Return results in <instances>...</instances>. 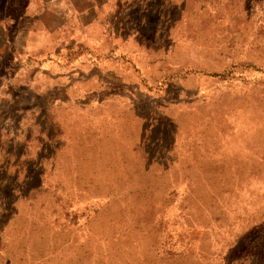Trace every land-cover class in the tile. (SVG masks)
<instances>
[{
  "label": "rangeland",
  "instance_id": "1",
  "mask_svg": "<svg viewBox=\"0 0 264 264\" xmlns=\"http://www.w3.org/2000/svg\"><path fill=\"white\" fill-rule=\"evenodd\" d=\"M6 5L26 19L27 0ZM169 20L155 43L159 63L137 53L142 59L103 61L81 53L37 66L27 59L26 31L22 44L7 48L17 55L0 75V85L17 90L14 98L0 92V126L9 135L46 131L45 103L70 98L87 76L116 92L130 84L136 114L151 115L162 135H147L131 160L121 150L117 166L104 159L97 186L84 196L73 188L81 199L61 204L59 217L17 224L10 236L2 223L12 221L1 220L0 249L18 246L0 251V264H264V0H183ZM97 31L88 33L93 51L107 39L108 48L126 47L124 37ZM141 65L162 68V89L143 88ZM31 245L39 252L22 250Z\"/></svg>",
  "mask_w": 264,
  "mask_h": 264
},
{
  "label": "crops",
  "instance_id": "2",
  "mask_svg": "<svg viewBox=\"0 0 264 264\" xmlns=\"http://www.w3.org/2000/svg\"><path fill=\"white\" fill-rule=\"evenodd\" d=\"M181 1L27 0L24 19L29 18L31 23L25 37L28 35L32 44L27 59L37 66L40 59H76L81 53L100 61L142 59L137 53L145 56V61L159 63L162 47H155V43L162 42V28L169 25L170 12ZM6 2L0 0V75H7L5 61L17 60V55H8L7 48L17 39L22 44L25 32L21 24L23 12L12 16ZM184 11L185 8L182 9L185 15ZM152 15L158 23H152ZM89 29L99 30L104 37L122 36L126 47L108 48L107 39L101 49L93 51L89 47ZM77 30L83 36H72ZM113 49L118 52L112 53ZM69 51L74 55L70 56ZM151 66L148 69L140 66L143 88L157 91L162 89V68ZM111 75L118 77L119 73L115 70ZM127 81L128 78L124 82ZM129 85L116 92L95 76H87L70 87V98L58 101L52 98L45 103L46 131L36 129L26 135H9L0 126V221H12L2 223L3 236L14 234L17 224L32 227L34 220L39 224V216L45 219L56 213L59 217L63 212L61 204L81 199L73 188L83 189L84 196L87 188L97 186V175L106 160L117 166L121 150L131 160L147 135H162L161 129L154 131L151 115L136 114ZM0 86V92L6 91L9 98L17 96V90L9 84ZM80 93H89L94 98L81 97ZM38 102L36 105L42 107L44 101ZM21 114L29 116L18 113ZM17 246L3 245L0 251L7 252V248L12 251ZM22 250L39 252V245Z\"/></svg>",
  "mask_w": 264,
  "mask_h": 264
}]
</instances>
